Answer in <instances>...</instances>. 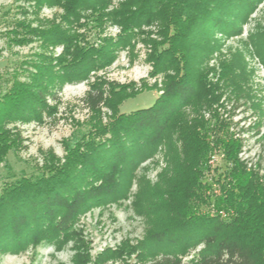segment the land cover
<instances>
[{"label":"rangeland","instance_id":"374dc122","mask_svg":"<svg viewBox=\"0 0 264 264\" xmlns=\"http://www.w3.org/2000/svg\"><path fill=\"white\" fill-rule=\"evenodd\" d=\"M108 1L111 10L126 0ZM64 5L0 0V101L14 89L29 87L35 75L44 85L51 82L41 115L26 120L3 111L0 116V196L21 175L65 164V144L91 118L81 99L94 77L119 87L120 114L147 109L163 96V75L149 76L151 43L160 40L155 24L120 38L119 27L100 22L85 5L65 19ZM240 17L235 24L230 19L226 30L212 28L208 34L202 26L194 40L206 45L199 60L205 84L197 109L182 107L181 122L154 138L136 158L98 163L104 188L91 191L99 181L84 180L79 184L83 196L65 205L48 227L31 236L15 226L1 227L0 264H151L166 254L176 241L164 205L172 197L170 179L178 168L175 154L182 149L180 124L200 126L199 138L210 148L184 215L223 220L232 215L224 198L233 187L225 151L237 154L248 170H259L264 183V0H255ZM43 31L64 34L67 46L51 44ZM108 39L118 42L112 43L113 51L105 52L112 53L109 66L94 76L89 73L87 80L61 76V68L90 57L93 47L106 44L110 49ZM64 46L69 47L65 53ZM114 104L113 98L108 101V106ZM101 115L103 125L118 117L107 106ZM91 121L100 134L97 120ZM5 237L15 239L9 243Z\"/></svg>","mask_w":264,"mask_h":264},{"label":"trees","instance_id":"16d2710c","mask_svg":"<svg viewBox=\"0 0 264 264\" xmlns=\"http://www.w3.org/2000/svg\"><path fill=\"white\" fill-rule=\"evenodd\" d=\"M35 1L50 2L55 6L65 3V19L75 16L76 10L85 5L99 17L100 22L119 27L120 38L142 26L155 24L160 40L151 43L149 61L152 70L149 76L162 74L164 87L163 96L151 107L124 115L118 112L116 102L119 87H109L94 77L81 99L91 118L65 144L64 149L68 153L65 164L32 172L28 177L21 175L0 196V228L15 226L27 232V236L48 227L65 205L74 204L75 198L83 196L79 184L84 180L99 181V187L91 186V191L104 188L103 180L98 179L102 176L96 170L98 163L123 156L136 158L152 145L154 138L173 130L175 122L180 121L178 115L182 107L191 105L197 109L205 84L199 60L206 45L194 41L201 32L200 28L204 26V33L212 28L226 30L230 27V19L235 24L255 3V0H126L110 10L108 0ZM45 32L43 37L51 44L55 41L64 43V34ZM108 42L110 49H106V44L93 47L90 57H81L61 68V76L87 80L89 73L92 72L94 76V72L109 66L112 53L105 55V52L113 51L111 46L115 44L112 43L118 42L112 39H108ZM65 48L64 53L69 47ZM38 80L35 75L29 87L14 89L11 95H4V101H0V116L3 111H8L9 116L26 120L32 115H41L51 82L44 85ZM112 98L115 104L108 106ZM105 106L118 117L103 125L101 111ZM92 119L93 122L96 119L100 125L99 135L92 126ZM200 128L197 124L189 127L180 124L177 129L182 149L180 155L175 154L178 155V168L170 179L172 197L165 201L164 206L168 228L175 230L172 241L176 240L178 246L174 243L172 249L153 259L151 264H264V183L257 173L259 170L256 173L248 170L238 160L237 154L225 151V160L229 161L231 167L229 175L233 187L224 198L225 206L232 211V215L226 220L184 215L188 213L194 196V186L198 182L196 175L200 174L210 151L199 138ZM77 142L81 144L79 148L74 147ZM5 167L9 169L7 162ZM96 197L94 195L91 199ZM2 239L9 241L15 238ZM175 246L184 249L180 251ZM198 247L201 249L195 253ZM191 252L192 256L189 255ZM186 256L190 258L183 261Z\"/></svg>","mask_w":264,"mask_h":264}]
</instances>
